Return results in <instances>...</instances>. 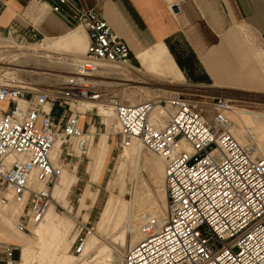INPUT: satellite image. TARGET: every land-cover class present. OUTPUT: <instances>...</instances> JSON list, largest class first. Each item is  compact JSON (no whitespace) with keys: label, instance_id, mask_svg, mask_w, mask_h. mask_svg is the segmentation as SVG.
<instances>
[{"label":"built area","instance_id":"1","mask_svg":"<svg viewBox=\"0 0 264 264\" xmlns=\"http://www.w3.org/2000/svg\"><path fill=\"white\" fill-rule=\"evenodd\" d=\"M56 1L52 10L67 6L86 31L85 52L73 72L56 88L0 81V194L22 205L16 229L40 221L54 202V144H61L58 160L65 142L78 152L87 148L79 115L55 119L53 106L71 110V104L96 99L110 105L124 139L139 141L163 161L167 219L145 216L122 264H264V157L230 132L229 99L175 92L134 104L119 101L94 77L100 62L129 66V47L94 7ZM183 1L165 0L171 11ZM14 250L0 243V264H15ZM73 252L84 253L83 239Z\"/></svg>","mask_w":264,"mask_h":264},{"label":"rangeland","instance_id":"2","mask_svg":"<svg viewBox=\"0 0 264 264\" xmlns=\"http://www.w3.org/2000/svg\"><path fill=\"white\" fill-rule=\"evenodd\" d=\"M41 40L0 37V81L13 78L38 88H56L62 84L73 72L72 63L81 59L84 53H74L73 49L47 53L50 44ZM71 55L80 58L68 59ZM161 60L169 73L148 71L141 63L122 66L100 62L104 65H100L94 77L95 84L119 101L131 104L175 92H189L175 86L172 81L180 78L174 76L164 59ZM195 94L203 93L197 91ZM210 98L203 97L205 100ZM228 98L231 133L240 143L255 145L258 153L264 156V97L240 92ZM85 102H100L103 107L94 105L88 110L78 103L70 106L71 110L58 104L53 108L54 116L83 114L84 133L91 127L94 133L83 152L75 151L72 141L65 142L58 160L61 144L53 148L56 165L63 171L54 182L50 215L48 211L43 220L28 222L24 231L17 230L15 224L22 207L5 202L0 194V243L15 248V264H122L123 253L137 239L141 220L148 215H155L160 221L167 219L160 156L141 146L143 155L137 163L134 150L140 142L134 140L128 146L130 140L123 138L120 123L110 105L96 99ZM232 110L237 111L235 116ZM100 134L108 155L102 169L91 178L87 165ZM147 157L153 158L150 167L145 161ZM87 187L95 197L94 200L86 198L83 205L82 195ZM37 226L38 230L33 231ZM82 239L85 241L84 253L75 254L74 247Z\"/></svg>","mask_w":264,"mask_h":264},{"label":"crops","instance_id":"3","mask_svg":"<svg viewBox=\"0 0 264 264\" xmlns=\"http://www.w3.org/2000/svg\"><path fill=\"white\" fill-rule=\"evenodd\" d=\"M75 2L80 7H94L109 23L129 47L130 64L141 63L148 71L169 73L164 59L180 78L172 81L178 89L193 94L202 91L198 95L205 98H228L240 92L264 97V0H184L175 11L165 0ZM56 4V0H0V37L13 29V39L41 38L40 42L49 43L47 53L58 49L84 53L86 31L77 26L67 6H62L61 12L52 10ZM71 56L68 59L80 58ZM83 119L80 114L82 125ZM87 133L93 138L94 128ZM101 135L87 165L91 178L97 175L98 161L102 159L103 167L108 155ZM142 155L143 151L138 161ZM145 161L150 167L153 158ZM94 197L87 187L83 205L86 198Z\"/></svg>","mask_w":264,"mask_h":264},{"label":"bare ground","instance_id":"4","mask_svg":"<svg viewBox=\"0 0 264 264\" xmlns=\"http://www.w3.org/2000/svg\"><path fill=\"white\" fill-rule=\"evenodd\" d=\"M78 61V60H77ZM76 63V61H74L72 64H73V66H74V64ZM99 65H101V66H103L104 64H99ZM68 78V76L64 79V80H66ZM85 101H90V100H84V101H80L79 102V105H84V106H86V108H88L89 110H92L93 108H94V105H96V102H92V103H88V102H85ZM0 104H4L3 102H1ZM71 106L72 107H74L73 106V104H71ZM98 108H101V107H103L102 105H96ZM155 112V111H154ZM227 112L228 111H226V116H227ZM111 113H112V111H111ZM231 113L233 114V116H235L236 114H237V111H235V110H232L231 111ZM155 115V114H154ZM157 116V115H156ZM228 117V116H227ZM229 118V117H228ZM230 119V118H229ZM79 122H80V120H79ZM232 127V126H231ZM231 127H230V132H231ZM120 131H121V128H120ZM233 135V134H232ZM86 136H87V147H88V145H89V143L91 142V140H92V135H90V133H86ZM134 141V139H132V140H130V141H128V146L132 143ZM59 142H56L55 144H54V146L52 147V149H51V152H50V156H51V158L53 159V161L55 162L56 161V154H54L53 153V148L55 147V145H57ZM60 144V143H59ZM87 151V150H86ZM142 150H141V144L139 143V145L136 147V149L134 150V153L136 154V162L138 163V159H139V153L141 152ZM256 152L258 153V151L256 150ZM259 154V153H258ZM86 155V154H85ZM259 155H261V156H263L262 154H259ZM264 157V156H263ZM100 160V159H99ZM99 162V166H98V168H97V172H99L100 171V169L102 168V164H101V162H102V159L100 160V161H98ZM162 162V164H163V161H161ZM56 164V163H55ZM137 165V164H136ZM58 166V165H57ZM58 168H59V176H60V174L62 173V171H63V168H61L60 166H58ZM162 177H163V173H162ZM54 187H55V185H54ZM54 187H53V189H52V193H53V195H54ZM2 200H4L5 202H12V203H14V204H17V205H20L21 207H22V205L21 204H18V203H16V202H14L13 200H12V198H11V196L8 194V193H5V194H3V197H2ZM53 205V204H52ZM51 205V206H52ZM50 206V207H51ZM48 208V210L46 211V213H45V215L43 216V218L41 219V220H43L44 218H45V216L47 215V213H48V211H49V209H51V208ZM50 212V211H49ZM48 215H49V213H48ZM47 217V216H46ZM38 228H39V226H37V227H35L34 228V230L33 231H37L38 230ZM137 231H138V228H137ZM123 235H120V238L121 239H123ZM139 239V233H137V239H136V241ZM135 241V242H136ZM84 245H85V241H84ZM15 249V248H14Z\"/></svg>","mask_w":264,"mask_h":264}]
</instances>
